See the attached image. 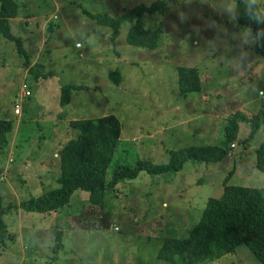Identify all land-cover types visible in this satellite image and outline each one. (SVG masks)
<instances>
[{
	"label": "rangeland",
	"instance_id": "rangeland-1",
	"mask_svg": "<svg viewBox=\"0 0 264 264\" xmlns=\"http://www.w3.org/2000/svg\"><path fill=\"white\" fill-rule=\"evenodd\" d=\"M16 1L14 38L0 37V118L12 121L0 151V197L9 206L12 237L0 248V264H170L159 256L162 244L187 236L225 178L264 194V173L255 166L264 130L247 141L248 124L240 120L237 141L219 161L190 159L158 175L141 170L109 189L102 204L76 189L57 213L21 207L58 186V155L76 136L69 120L119 119L120 148L109 173L117 164H162L171 150L220 144L234 113L264 108V54L253 36L250 43L239 38L242 27L228 11L232 0H162L161 12L140 17L145 29H161L154 49L128 43L131 22L112 39V27L88 15L118 17L153 0ZM180 67L199 70V92L180 90ZM64 86L70 102L61 105ZM196 264L261 263L241 245Z\"/></svg>",
	"mask_w": 264,
	"mask_h": 264
},
{
	"label": "trees",
	"instance_id": "trees-1",
	"mask_svg": "<svg viewBox=\"0 0 264 264\" xmlns=\"http://www.w3.org/2000/svg\"><path fill=\"white\" fill-rule=\"evenodd\" d=\"M0 37L14 38L11 34L10 19L17 16L16 0H0ZM235 16L240 27L251 28L255 40V49L264 54V29L262 21H250L245 18L243 0H235ZM163 10L162 0H153L148 5H135L128 12L118 17L107 14H88L98 23L112 27V39L118 34L121 24L131 22L128 31V43L147 49H154L161 29L159 26L145 29L140 21L144 13ZM179 87L184 93L199 92L201 77L197 68L180 67L178 69ZM81 86H73L79 88ZM61 105L70 102L69 89H61ZM247 121L249 134L246 140L252 139L258 131L264 130V108L247 116L237 111L225 121L220 144L190 146L169 152L166 163L156 164L149 160L138 159L132 165L117 164L109 173L114 154L121 135L119 119L112 114L96 118L69 120V128L76 131L58 155L60 173L55 179L58 186L45 190L37 197H31L19 203L27 210L40 213H57L62 207L67 208L71 193L79 189L88 193V200L93 204H102L109 189L126 179L134 178L141 170L150 175L168 171H179L187 160L216 162L231 151L237 141L240 129L239 121ZM12 131V121L0 118V151L8 145V135ZM3 149V150H2ZM0 152V153H1ZM255 166L264 173V139L255 148ZM224 179L223 189L219 196L209 197L206 201L198 223L187 231L181 239H167L159 251L160 258L170 264H196L214 255L234 253L245 245L251 254L264 264V194L260 188L228 183ZM9 206L0 197V248L12 235L6 230L5 215ZM66 211V210H65ZM67 214V211H66Z\"/></svg>",
	"mask_w": 264,
	"mask_h": 264
},
{
	"label": "clouds",
	"instance_id": "clouds-1",
	"mask_svg": "<svg viewBox=\"0 0 264 264\" xmlns=\"http://www.w3.org/2000/svg\"><path fill=\"white\" fill-rule=\"evenodd\" d=\"M245 4V18L250 21H264V0H243ZM230 13V19H235V0H232V5L228 8ZM264 31V29L258 30ZM251 28L248 26L242 27L239 38L243 41V43H250L253 39L251 35Z\"/></svg>",
	"mask_w": 264,
	"mask_h": 264
},
{
	"label": "crops",
	"instance_id": "crops-1",
	"mask_svg": "<svg viewBox=\"0 0 264 264\" xmlns=\"http://www.w3.org/2000/svg\"><path fill=\"white\" fill-rule=\"evenodd\" d=\"M12 20H18V18H16V17H14V18H11L10 19V25H11V21ZM34 64V61H32L31 63H29L26 67H25V70H24V72H25V74L30 70V66H32ZM15 113V112H14ZM21 113H22V111H21ZM21 113H19L18 115H20ZM15 114H17V113H15ZM7 119V118H6Z\"/></svg>",
	"mask_w": 264,
	"mask_h": 264
},
{
	"label": "built area",
	"instance_id": "built-area-1",
	"mask_svg": "<svg viewBox=\"0 0 264 264\" xmlns=\"http://www.w3.org/2000/svg\"><path fill=\"white\" fill-rule=\"evenodd\" d=\"M20 110H21L20 103H16L15 104V107H14V112L17 113V114H19L20 113ZM4 179H5L4 176L1 175L0 182L2 180H4Z\"/></svg>",
	"mask_w": 264,
	"mask_h": 264
}]
</instances>
